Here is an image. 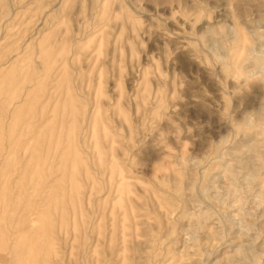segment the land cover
<instances>
[{"label":"rangeland","instance_id":"obj_1","mask_svg":"<svg viewBox=\"0 0 264 264\" xmlns=\"http://www.w3.org/2000/svg\"><path fill=\"white\" fill-rule=\"evenodd\" d=\"M0 264H264V0H0Z\"/></svg>","mask_w":264,"mask_h":264}]
</instances>
